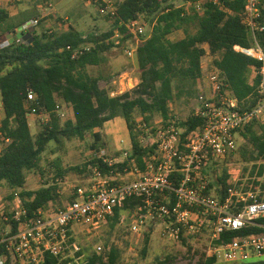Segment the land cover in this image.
I'll return each mask as SVG.
<instances>
[{"label":"trees","instance_id":"1","mask_svg":"<svg viewBox=\"0 0 264 264\" xmlns=\"http://www.w3.org/2000/svg\"><path fill=\"white\" fill-rule=\"evenodd\" d=\"M180 1L183 3L181 7H177L174 0H122L114 6L116 15L108 16L114 24L110 33L85 36L83 32L69 27L62 32H34L29 42H14L6 48L0 47V95L4 111L0 133L4 142L7 141L0 152V188L14 192L9 196L10 201L16 196L21 198L27 213V218H23L22 222L37 217L39 210L48 211L58 203L60 182L69 173H93L97 169L104 178L117 184L118 181L112 180L117 174H124L133 168L144 171L157 156L156 145L150 146L142 141L148 135L146 127L151 126L157 114L163 118L164 126L169 125L174 81H201L202 59L208 53L204 45H208L209 53L214 56L213 66L225 87L239 102L235 112L243 113L257 105L261 98L260 63L234 50L236 45L251 46V36L243 23L246 0H218L217 4L211 0ZM260 2L258 22L263 31L258 32L257 36L264 48V0ZM197 3L200 10L196 8ZM141 17L150 19L152 30L148 37H144L135 55L139 84L130 92L112 96V90L100 87L101 77H93L87 69L102 64L104 54L116 46L111 40L115 34L121 38L119 44L132 37L128 25ZM9 20L8 13L0 9V37L17 28ZM25 22L22 21L19 26ZM178 30H183L185 37L172 41L170 35ZM29 91L36 94L31 106L36 107L39 114L49 115V121L36 136L31 133L27 119ZM60 103L72 108V118L64 123L58 114ZM136 115L142 117L141 122H137ZM117 117L125 120L129 131V155L121 163L108 165L105 158L98 155L101 151L98 143L102 140L100 130ZM204 124L205 120L194 114L179 121L176 126L183 131L182 140L187 141L189 135ZM157 131L150 128L149 132L155 134ZM89 133H93L95 143L91 149L97 156H93L83 167L73 166L57 171L51 183L45 181L38 189L27 188L29 173L36 172L44 178V153L51 143L63 148L66 142L84 140ZM239 137L245 141L240 149L245 161L264 160V122L246 126L240 130ZM255 170L256 165L252 176ZM205 172L208 175V169ZM258 175H264V164L260 165ZM175 177L177 186L182 175L177 173ZM228 179L225 170L215 187L210 182L208 192L213 187L217 188L218 197L225 198L229 188ZM254 183L258 184V181ZM139 204L140 198H132L117 207L114 216L109 219L112 228L119 223L122 212ZM1 220L5 226L8 225L2 217ZM11 224L13 232H17L20 223L12 221ZM252 235H264V217L255 226L223 235L218 244L234 237ZM185 239L188 238L182 237L181 240ZM149 243L150 236L146 235L141 251L144 258ZM83 254L81 249L75 252L77 258ZM119 257L120 251L113 247L104 255H86L79 264H117ZM61 259L46 255L42 264L73 262L71 258ZM199 264L227 263L207 257L205 251ZM243 264H264V260Z\"/></svg>","mask_w":264,"mask_h":264},{"label":"built area","instance_id":"2","mask_svg":"<svg viewBox=\"0 0 264 264\" xmlns=\"http://www.w3.org/2000/svg\"><path fill=\"white\" fill-rule=\"evenodd\" d=\"M84 1L98 5L102 15H116L114 5L107 0ZM211 1L218 3V0ZM196 8L200 10L199 3ZM260 14V0H246L243 23L251 36V46L234 47L236 52L260 63L261 98L253 109L235 112L239 102L212 66L207 73L210 94L200 96V106L195 113L205 120L204 126L192 132L187 141L182 140L183 131L177 128L176 122H170L155 134L148 132L142 141L150 146L156 145L157 156L144 171L132 169L137 176L134 180L112 184L96 169L90 186L75 189L74 198L63 208L52 214L39 210L37 217L25 222L22 219L27 218L26 210L21 198L16 196L11 211L8 214L1 212L8 225L0 233V264L8 261L11 264H42L46 255L68 257L71 251H79L73 241L77 228L99 230L114 216L117 207L132 198L141 199V204L128 212L133 219L131 230L135 233L142 230L148 218L161 220L165 225L164 234L174 241L208 232L210 244L206 255L220 263L243 264L264 260V235L234 237L218 244L223 235L255 226L264 217V197L254 190H239L237 184L240 181L232 179L228 182L226 197L221 199L212 191L208 192L210 181L205 172L210 162L225 160L236 151L240 130L254 122H264V48L257 36L263 31L258 22ZM38 24V19L26 21L19 29L0 37V47L6 48L14 42H29ZM128 29L135 37L145 35V27L140 20L130 23ZM140 43L136 39V43L127 50L129 57H135ZM129 81L132 84V79ZM115 93L111 95L116 96ZM35 100L36 94L29 91L26 102L28 116L40 115L37 108L31 106ZM58 114L61 118L66 116L61 108ZM128 155V150H124L122 157L126 159ZM104 161L108 165L121 163L118 159L105 158ZM177 173L182 177L176 186ZM263 178H257L258 182ZM12 221L20 223L17 232H13Z\"/></svg>","mask_w":264,"mask_h":264},{"label":"rangeland","instance_id":"3","mask_svg":"<svg viewBox=\"0 0 264 264\" xmlns=\"http://www.w3.org/2000/svg\"><path fill=\"white\" fill-rule=\"evenodd\" d=\"M119 1L122 0H107V2H110L114 6ZM174 3L177 7L183 6L180 0H174ZM0 9L8 13L10 16L9 23L14 24L17 27L16 29H19L22 21L38 19L39 24L34 31L37 34H41L44 31L62 32L69 27H74L83 32L85 36L91 34L101 36L110 33L114 28L113 20L107 15H102L99 12L98 5L89 4L84 0H0ZM140 22L145 27V35L143 37L138 38L132 35V37L125 39L119 44L121 38L115 34L111 40L116 43V46L104 54L102 64L87 69L88 73L93 77H101L99 85L102 89L112 90L111 93L116 92V96L132 91L134 88L130 87L139 83L137 61L135 57L127 55V50L136 43V39L142 42L144 37H148L151 33L152 25L150 19L141 17ZM184 37L185 33L183 30L175 31L170 35L172 41H179ZM30 39L31 37L28 38V40ZM206 47L205 49L208 53L203 57L201 64L202 81H174V95L169 106V123H178L194 115L200 106V96H208L210 94L207 73L213 66L214 56L209 53L208 45ZM130 79H132V84L129 81ZM60 104L61 110L66 115L61 119V122L64 123L66 120L72 118V108L70 105ZM117 118L119 120L111 123L110 121L109 123L107 122L100 130L102 140L98 143V146L101 147L98 155L110 160L118 159L119 162H122L125 159V157H122V151L126 147L123 142L127 138L125 132L127 127L122 117ZM2 120L3 114L0 113V127ZM136 120L137 122H141L142 117L136 115ZM47 121H49L47 113H40V115L30 118L31 133L36 136L44 129ZM164 123L160 115H155L151 126L146 127V133L150 131V128L161 129L164 127ZM94 143L93 133H89L84 140L74 139L66 142L63 148H59L56 144L51 143L44 153V178L36 172L29 173L27 188L35 190L40 188L45 181L51 183L57 171H62L73 166L83 167L93 156H97L91 149ZM6 144L7 141L4 142L3 136L0 133V152ZM244 144L243 138L239 137L237 149L233 156L225 160H214L209 163L207 168L209 181L215 187L217 179L226 170L229 177L228 182L229 180L233 181L232 179L240 181V185L237 184L239 190L243 192L254 190L258 195L264 197V175L260 183L258 182L257 185L254 183L256 180L258 181L257 178H260L258 170L260 165L264 164V160H258L257 162L245 161L240 154V149ZM104 153L105 156L103 155ZM255 165L256 170L252 176L251 172ZM135 174L136 172L134 173L132 169H129L124 174L116 175L112 180L118 182L134 180L137 177ZM93 180V173H69L60 182L58 203L52 205L48 212L52 214L64 207L73 199L75 189H87ZM257 186H259L258 189L260 191H257ZM214 187L211 191L214 195H217V188L215 189ZM13 193L10 189L0 188V232L6 228L4 222L1 220V212L5 211L8 214L11 211L14 200L10 201L9 196ZM128 212H122L119 223L115 228H112L110 220L96 231H91L84 227L77 228L73 241L76 242L84 254L77 258L75 252L71 251L69 256L62 258L61 261L71 258L73 262L68 264H79L86 255L91 253L104 255L111 248L115 247L120 251L117 264H199L201 255L210 244V234L208 232H204L198 237H190L184 241L169 239L164 234V222L151 218L147 219L140 232L135 233L131 230L133 219ZM123 216L125 219L122 220ZM146 235L150 236V243L147 255L144 258L141 251L143 239Z\"/></svg>","mask_w":264,"mask_h":264},{"label":"crops","instance_id":"4","mask_svg":"<svg viewBox=\"0 0 264 264\" xmlns=\"http://www.w3.org/2000/svg\"><path fill=\"white\" fill-rule=\"evenodd\" d=\"M207 46V45H206ZM205 45H204V47L205 48H207ZM0 113H2L3 114V117H4V111H3V107H2V101H1V95H0ZM33 117V116H32ZM31 116H28L27 117V119H28V122H29V126H30V118H32ZM116 120H119V118H115L114 120H111L110 121V123L111 122H113V121H116ZM109 123V122H108ZM107 124V123H106ZM125 124H126V122H125ZM126 127H127V125H126ZM126 130V129H125ZM126 132V134H127V138H125L124 139V146H126V147H124L125 148V150H128L129 148H130V143H131V141H130V135H129V131H128V128H127V130L125 131ZM122 152H124V150L122 151Z\"/></svg>","mask_w":264,"mask_h":264}]
</instances>
